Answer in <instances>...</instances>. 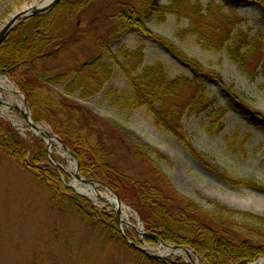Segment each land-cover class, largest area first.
Listing matches in <instances>:
<instances>
[{
    "label": "trees",
    "instance_id": "1",
    "mask_svg": "<svg viewBox=\"0 0 264 264\" xmlns=\"http://www.w3.org/2000/svg\"><path fill=\"white\" fill-rule=\"evenodd\" d=\"M160 1L123 0L115 3L116 7L109 16L114 29L107 37L96 41V48L108 56V61H102L98 55L92 63H83L80 68L92 67L95 76L90 75L86 79L77 76L69 80L61 94L50 91L47 82L55 83L66 77V74L49 76L40 66L48 60L59 58L69 46V42L75 37V31L70 29L68 21L75 16H83L88 11L91 0H60L47 12L22 20L9 32L0 45V76L9 79L25 97L33 121L47 125L76 157L79 172L86 179L98 181L111 189L137 214L149 235L144 242L155 244L160 240L165 244L190 248L197 254L201 264L255 263L264 258V217L240 213L214 203L206 205L180 195L173 189L164 170L165 166L171 167L165 156L133 131L114 121H108L105 125L103 120L95 118L70 100L79 91L82 92L81 97L97 92L90 90L88 81H93L97 89L101 88L102 83L109 80L111 67L116 65L131 88L129 96L115 97L119 108L128 112L146 108L158 130L172 136L205 172L227 186L264 191V183L254 178L231 176L207 153L199 151L193 145L183 117L203 114L211 129L216 128L220 132L222 126L219 122L227 114L225 108L215 106V96L207 95L204 89L206 84L220 85L226 104L263 131L264 115L244 104L242 95L233 87L224 86L221 75L206 70L198 60L185 56L170 39L151 31L146 25L152 17L163 23L168 15L182 18L183 12H193L198 17L202 12L200 3L168 0L167 4H161ZM244 4L260 13V23L264 25V0H224L219 12L222 14L225 8L236 11ZM127 33H138L154 41L182 62L190 75L169 78L165 68L159 63L133 75L130 66L141 63L142 47L128 50L120 46L116 52L110 49ZM186 33L195 34L203 49L210 50L213 47L198 30ZM230 39V43L229 39L225 40L222 49L231 62L243 69L247 56L243 49L251 45L249 35L237 31ZM191 87L194 91L190 100L183 105L172 102L183 89ZM107 128L116 132L133 159L150 166L151 181L129 177L108 161ZM0 150L38 184L43 185L50 193V203L59 215L77 218L88 225L91 233L99 234L108 243L132 251L135 264H187L182 259H152L131 248L120 232L116 214L100 210L87 199L75 195L65 185V180L68 179L66 173L50 161L47 145L38 138L32 139L30 144L25 142L1 118ZM51 156L58 164L63 165L54 152ZM125 238L138 243L127 234Z\"/></svg>",
    "mask_w": 264,
    "mask_h": 264
},
{
    "label": "rangeland",
    "instance_id": "2",
    "mask_svg": "<svg viewBox=\"0 0 264 264\" xmlns=\"http://www.w3.org/2000/svg\"><path fill=\"white\" fill-rule=\"evenodd\" d=\"M37 1L0 0V29L12 15ZM118 1L123 0H91L89 9L83 16H75L68 21L70 29L75 31V37L59 58L48 60L40 66L49 76L66 74V77L55 83L47 82L50 91L62 94V89L69 80L77 76L81 79H86L90 75L94 77L92 67L82 69L80 66L86 62L92 63L98 55L102 61L108 59L106 54L100 53L96 48V41L107 37L114 29L109 16ZM190 1L200 3L202 7L200 16L196 17L193 12H183L182 18L168 15L163 23L152 17L146 24L148 29L170 39L185 56L198 60L206 70L221 75L224 86L233 87L240 96L242 95L244 104L264 115V25L260 23V13L244 4L236 11L225 8L221 14L219 11L224 0ZM160 3L167 4L168 0H161ZM207 7L209 10H206ZM197 30L212 43L213 47L210 50L203 49L198 44L195 34L186 33ZM237 31L248 33L251 43L243 49V52H247L243 69H239L231 62L226 51L222 49L225 40L229 39L230 43V38ZM120 46L128 50L142 47L141 63L130 66L133 75L140 74L144 68L158 63L163 65L169 78L190 75V71L182 62L141 34L127 33L110 49L116 52ZM11 84L14 86L12 82ZM88 87L91 91L97 92L91 96L81 97L82 92L79 91L70 97V100L86 109L95 118L103 120L105 125L108 121H114L133 131L145 143L165 156L171 167L165 166L164 170L177 193L206 205L214 203L240 213L264 217V191L233 189L227 186L205 172L172 136L158 130L146 108L141 107L128 112L117 106L115 97L129 96L131 88L116 65L111 67L109 80L102 83L101 88L97 89L93 81L91 83L88 81ZM204 89L208 96L216 97L215 106L225 108L227 114L219 122L222 126L220 132H217L216 128L211 129L203 114L183 117V123L193 145L199 151L207 153L231 176L254 178L264 183V131L226 104L220 85L209 83ZM193 91L192 87L183 89L172 102L183 105L191 99ZM0 94L12 102L8 109L1 106L0 117L4 121L9 120L10 126L17 128L19 137L30 144L37 134L27 125L23 114L14 108L13 104L19 100L18 96L4 92L1 86ZM107 131L108 161L115 169L129 177L151 181L150 166L133 159L128 147L113 129L107 128ZM52 152L62 160L63 165H59L63 170L69 173L68 163L61 157L62 151L54 147ZM70 174V176L66 174L68 179L65 180V185L75 195L87 199L100 210L112 211L105 202L92 201L77 193L71 185V181L76 180L74 171ZM98 191L109 194L102 186L98 187ZM50 199L51 195L43 185L38 184L0 150V264H135L132 251L106 242L99 234L91 233L88 225L81 223L77 218L62 217L51 205ZM121 217L127 224L119 226L124 236L127 234L138 242L136 245L153 252L161 249L163 242L160 240L155 244L144 242L146 236L138 232L140 231L138 226L142 228L143 224H139V218L135 213L133 215L122 213ZM167 245L168 249L183 248ZM191 258L194 263L196 258L193 254ZM174 259L188 261L185 256L172 255L163 260Z\"/></svg>",
    "mask_w": 264,
    "mask_h": 264
},
{
    "label": "water",
    "instance_id": "3",
    "mask_svg": "<svg viewBox=\"0 0 264 264\" xmlns=\"http://www.w3.org/2000/svg\"><path fill=\"white\" fill-rule=\"evenodd\" d=\"M60 0H38L37 3H33L27 7H24L20 12L15 13L14 15H12L8 21L2 26V28L0 29V45L1 43L4 41V39L7 37V35L9 34V32L12 30V28L14 26H16L19 22H21L22 20L29 18V17H33V16H38L40 14H43L45 12H47L48 10H50L55 4H57ZM0 79H5L6 81L9 82L8 79L3 78L0 76ZM10 83V82H9ZM12 85V84H11ZM13 86V85H12ZM14 87V86H13ZM14 93L21 99V102L23 104L24 109L21 110H16L21 112L24 116V118L26 119L27 125L34 131H37L38 133L42 134L43 136H37V138H39L40 140L44 141L46 143V145L48 146V153H49V158L50 161L52 162V164L56 167H60L62 169L61 166H59V164L51 157V152L52 149L50 148L48 141L50 142H55V147L60 149L63 153V156H61L63 158L64 161H66V155H68L74 162V178L81 183L82 185L86 186V187H96L97 185L104 187L110 194V196H112V198L115 200V204H116V208L111 206V204H109L107 202V204L109 205V207L112 209V211H114L117 215V219H118V223L119 226L120 225H127L123 222L122 220V211H121V207H125L127 210L130 211V214L133 215V211L131 209H129L116 195L115 193H113V191H111V189H109L108 187H106L105 185H103L102 183L98 182V181H90L87 180L85 177H83V175H81V173L79 172V165H78V161L76 159V157L71 153V151L65 146V144L61 141V139L56 136L55 134H53L51 131H49V129L43 125V124H39V123H35L32 119V115L31 112L29 110L27 101L25 99V97L19 92V90L17 88L14 87ZM0 104L1 105H5L7 107L11 106L8 105V100L1 95L0 97ZM9 121V120H8ZM10 122V121H9ZM67 162V161H66ZM67 175L69 174V176L71 175L68 172H65ZM96 185V186H95ZM98 194V193H97ZM84 196V195H82ZM85 197V196H84ZM98 199H102V198H98ZM90 200V199H89ZM141 224V222H140ZM140 231H138L140 234L144 235V237L148 236L142 229H139ZM121 231V230H120ZM122 233V232H121ZM123 238L125 239L126 243L133 249L141 252L142 254L152 258V259H165L168 256L172 255V252L168 255L165 254H160L156 251L153 252V250H148L146 248H143L139 245H136L135 243H133L130 240H127L125 238V236L122 234ZM161 242V241H160ZM162 243V242H161ZM163 248H169V246L165 243L161 244ZM175 251H183L184 256L188 258V261L186 263L189 264H193L192 258H191V254L194 255V257L196 258V260H199V257L196 255V253L194 251H192L189 248H176L173 249ZM264 263V259H261L260 261H258L255 264H261Z\"/></svg>",
    "mask_w": 264,
    "mask_h": 264
},
{
    "label": "bare ground",
    "instance_id": "4",
    "mask_svg": "<svg viewBox=\"0 0 264 264\" xmlns=\"http://www.w3.org/2000/svg\"><path fill=\"white\" fill-rule=\"evenodd\" d=\"M34 3H37V2H34ZM0 86L3 89L4 92L9 93V94H13L14 93V90H15L14 87L11 85V83L6 81L5 79H0ZM18 99L19 100L15 101V104H13V106L17 110H21L22 111L23 110V105H22L21 99L19 97H18ZM8 105H12V102H11L10 99H8ZM6 109H8V108H6ZM36 134H37V136H40V137L43 136L42 134L38 133L37 131H36ZM48 144H49L51 149H54L55 142L48 141ZM66 161L68 163V171H69V173H72L74 171L73 170L74 169V165H73L74 162L68 155H66ZM71 185H72V187L75 189V191L77 193L88 197L90 200H92V201L100 200V201L105 202L106 204L108 202L109 204H111V206L116 208L115 200L112 198V196H110L107 192L98 191L99 185H97L94 188H92L90 186L86 187V186L82 185L81 183H78L76 180L71 181ZM98 198H102V199H98ZM121 211L125 215L130 213V211L127 210L123 206L121 207ZM160 248L161 249H158L156 252H158L160 254H165V255H168V254H170L172 252V256L184 257L183 251H175L173 249L162 248V247H160ZM193 264H200V261L195 260Z\"/></svg>",
    "mask_w": 264,
    "mask_h": 264
}]
</instances>
